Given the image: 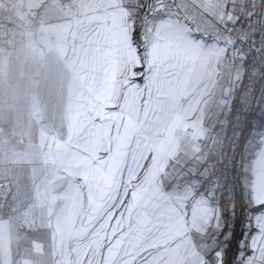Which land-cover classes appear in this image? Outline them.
Segmentation results:
<instances>
[{
    "label": "snow or ice",
    "instance_id": "obj_1",
    "mask_svg": "<svg viewBox=\"0 0 264 264\" xmlns=\"http://www.w3.org/2000/svg\"><path fill=\"white\" fill-rule=\"evenodd\" d=\"M236 7L237 0H101L69 27L82 104L58 142L42 136L36 151L66 162V199L86 192L97 216L123 202L127 216L113 228L104 264H264V126L240 131L253 89L244 83L248 53L234 35ZM192 91L209 106L207 118L185 104ZM259 102L264 114V96ZM114 128L153 160L136 183L118 179L106 144ZM10 194L23 195L18 179L8 180L2 199ZM34 197L45 206L57 198L40 183ZM0 264H9L6 254Z\"/></svg>",
    "mask_w": 264,
    "mask_h": 264
},
{
    "label": "crops",
    "instance_id": "obj_2",
    "mask_svg": "<svg viewBox=\"0 0 264 264\" xmlns=\"http://www.w3.org/2000/svg\"><path fill=\"white\" fill-rule=\"evenodd\" d=\"M90 3L101 7V0H17L13 10L27 28V40L12 43L8 50L0 44V185L7 191L8 180L15 178L23 192L19 198L9 195L15 211L10 218H0L4 225L0 242L11 239L13 233L23 234L15 230L16 219L22 218L27 231L34 230L39 235L37 241L49 242L51 253L43 255H51L52 264H104L113 228L119 230L122 217L127 216L120 199L105 216L93 214L86 192L74 200L66 199V162L54 153L42 155L36 151L42 136L50 143L58 142L82 104L76 75L78 60L68 47V29L84 15ZM226 83V79L222 81ZM196 87L194 77L190 89ZM199 90H203V85ZM198 101V91H192L184 102L192 104L197 116L207 118L209 106ZM173 116L169 113V120ZM163 127L162 123L160 128ZM108 139L113 162L119 168L118 179L128 182L131 177L132 183L143 179L153 165L148 150L123 128L119 132L114 128L106 144ZM255 149L254 144L251 152ZM180 150H184L183 142ZM36 183L52 187L57 197L54 205H41L35 200ZM155 251L145 249L143 255Z\"/></svg>",
    "mask_w": 264,
    "mask_h": 264
},
{
    "label": "built area",
    "instance_id": "obj_3",
    "mask_svg": "<svg viewBox=\"0 0 264 264\" xmlns=\"http://www.w3.org/2000/svg\"><path fill=\"white\" fill-rule=\"evenodd\" d=\"M16 1L0 0V4H3L0 7V44H3L6 50L10 49L12 43L22 44L26 42L28 36L26 26L20 23L14 14L13 8ZM255 3L256 6L254 7L253 0H237L236 15L240 16V22L234 26L236 28L234 35L241 37L237 43L248 53L249 57L245 62L248 72L245 74L244 83L253 89L251 104L246 112L241 113L243 119L240 131L244 133L254 131L255 126L264 118L259 102L264 96V51L259 54L256 51H249L257 47L264 48V41L261 40V36L264 35V0H255ZM241 6H243V11H241ZM230 27L233 26L230 25ZM244 36H247L246 42H243ZM253 40H255V44H253ZM253 57H256V59L253 60ZM252 67H255L257 72L256 76L249 80ZM242 91L243 89H241ZM237 106L234 104V108ZM251 149L252 147L250 153ZM234 169L235 164H233V174ZM3 192L5 191L0 188V205H2L0 206V218H10L15 210L9 196L7 201L2 199ZM15 230L17 233H25L28 230L22 218L16 219Z\"/></svg>",
    "mask_w": 264,
    "mask_h": 264
},
{
    "label": "rangeland",
    "instance_id": "obj_4",
    "mask_svg": "<svg viewBox=\"0 0 264 264\" xmlns=\"http://www.w3.org/2000/svg\"><path fill=\"white\" fill-rule=\"evenodd\" d=\"M38 237L39 235L34 230L26 231L22 235L13 233L11 239L0 242V256L6 254L9 264H33L35 261H41L42 264H52V256L43 255L44 253H51V249L47 247L49 242L37 241ZM44 245H46V249H44Z\"/></svg>",
    "mask_w": 264,
    "mask_h": 264
},
{
    "label": "trees",
    "instance_id": "obj_5",
    "mask_svg": "<svg viewBox=\"0 0 264 264\" xmlns=\"http://www.w3.org/2000/svg\"><path fill=\"white\" fill-rule=\"evenodd\" d=\"M261 126H264V118L258 125L255 126L254 131H259Z\"/></svg>",
    "mask_w": 264,
    "mask_h": 264
}]
</instances>
